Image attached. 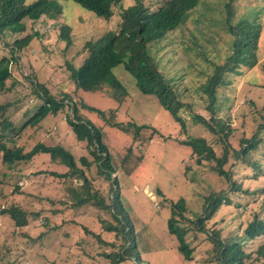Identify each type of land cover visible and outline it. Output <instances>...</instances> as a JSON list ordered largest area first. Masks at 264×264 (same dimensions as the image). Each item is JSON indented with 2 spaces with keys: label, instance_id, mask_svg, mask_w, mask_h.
I'll use <instances>...</instances> for the list:
<instances>
[{
  "label": "rangeland",
  "instance_id": "374dc122",
  "mask_svg": "<svg viewBox=\"0 0 264 264\" xmlns=\"http://www.w3.org/2000/svg\"><path fill=\"white\" fill-rule=\"evenodd\" d=\"M56 1L62 6L56 19L43 17L35 24L27 19L26 32H6L0 36V62L5 56L9 60L12 56L17 58L10 65L12 77L0 92V121L5 116L20 130L32 113L37 112L41 101L34 80L57 100L69 95L79 114L101 132L115 170L113 178L118 179L122 208L134 230L141 264H216L207 233L188 227L193 259L186 262L167 223L171 205L180 199L188 204L187 214H201L206 198L226 187L212 171L214 163L205 161L203 166L197 165L191 148L182 144L187 137L204 138L220 158L224 149L218 137L192 120L191 112L184 115L186 130H183L156 97L139 93L135 79L123 66L113 73L126 87L127 94L122 96L109 85L97 92L80 90L70 78V67L82 66L88 54V42L117 29L121 10L133 0H123L122 6L115 8V17L108 22L73 0ZM162 1L152 0V5ZM227 2L230 0H203L186 25L155 46L151 53L174 86L178 84L177 78L187 85L182 90H186L185 98L192 103V114L209 119L210 112L197 91V84L205 81L200 74L205 67L201 51L211 53L207 54L210 59L216 55L218 59L214 61L218 64L232 52L229 44L225 45L228 10L232 13V23L255 20L262 28L258 65L245 69L241 76L228 77L231 84L221 89L217 108V117L234 129L229 139L234 148H240L241 139H251L258 133L261 143L251 152L249 160L258 165L259 171L240 163L234 168L236 160L231 159L225 169L233 168L245 192H232L231 205H222L206 228L208 235L216 231L223 239L243 243L245 252L253 255L245 263L254 264L255 253L264 238L248 240L244 234L256 214L264 220V130L259 128L264 118V0H232L230 9ZM65 26L71 28L70 46L61 37V28ZM36 32L39 37L15 52L16 40ZM66 105L63 112L48 116L38 128L22 131L19 144L27 151L37 143L49 147L62 145L85 172L92 183V192L101 194L99 203L103 200L105 205L109 204L111 185L99 176L94 166L88 169L82 165V159L90 162L93 157L86 142L77 140L66 121V117H73L72 107ZM90 108L104 112L105 117ZM133 124L148 128L135 137ZM150 136L154 139L147 141ZM52 172L64 174L68 170L52 162L48 155L17 163L13 170L0 161V264H113L106 257L113 254L112 249L97 237L101 236L107 244L116 241L114 233L106 232L104 227L109 222L115 224L112 214L94 203L73 206L67 188L71 182L79 187L83 181L74 178L66 181L52 176ZM16 204L31 215L24 228H17L10 216L2 214L4 209ZM121 264H135V258Z\"/></svg>",
  "mask_w": 264,
  "mask_h": 264
},
{
  "label": "trees",
  "instance_id": "16d2710c",
  "mask_svg": "<svg viewBox=\"0 0 264 264\" xmlns=\"http://www.w3.org/2000/svg\"><path fill=\"white\" fill-rule=\"evenodd\" d=\"M73 1L81 8L93 13L98 18L105 19L107 22L115 17V8L122 6L123 3V0ZM202 1L163 0L157 5H152V0H133L131 5L121 10L120 21L116 30L107 33L95 42L86 44L87 57L80 68L70 67V78L84 92H97L103 86L109 85L123 96L127 94V89L113 73L117 67L123 66L135 79L139 93L156 97L159 104L170 113L183 130H186L184 115L191 112L192 120L203 126L211 135L218 137V141L224 149L220 158L217 157L214 148L204 138L187 137V140L182 144L191 148L192 158L196 160L197 165L203 166L205 161L214 163L212 171L226 184V187L221 192L206 198L201 214L192 216L187 214L189 208L183 198L172 204L171 217L167 223L168 231L177 239L178 251L184 256L186 262L193 259V249L188 240L190 231L188 227L192 226L201 233H207V237L213 244V257L216 264H246V260L251 259L253 255L245 252L243 243L234 242V239H223L220 233L216 231H212L208 235L209 231L206 228L222 205H231L229 195L232 192H245L241 183L236 180L237 173L232 167L235 168L240 163L245 164L246 167L252 168L253 166L259 171L258 165L252 163L251 159L249 160L251 152L256 150L261 143V140H258V133L251 139H241L240 148H234L229 142L234 129L231 124L226 121L222 122L217 117V108L221 89L231 84L228 77L231 75L241 76L245 69H253L258 65L262 28L255 20H241L236 24L232 23V13L231 10H228L226 19L228 43L225 45L229 44V49L232 52L228 53L222 64H218L214 61V58L218 59L216 55L210 59L207 54L211 53L206 52L205 48L202 47L205 50L204 52L201 51L204 55L205 67L200 71V74L204 75L205 81L197 84V91L206 104V110L210 112L209 119L197 113L192 114V103H189L187 101L189 99L185 98L186 90H182L187 85H184L182 80L177 78L178 84L174 86L161 72L151 53L155 46L162 44L169 36L176 34L186 25ZM227 3L228 9H230L232 0ZM61 7L56 0H0V36L6 32L12 34L26 32L25 20L27 19L33 24L43 17L56 19L57 15L62 12ZM70 32L71 28L68 26L61 28V37L67 46L72 44ZM34 37H39V34L37 32L28 34L26 37L16 40L15 52L26 48ZM194 44L198 45L196 42ZM207 48L214 52L213 48ZM16 59L12 56L9 60L5 56L0 62V92L5 90L7 81L12 77L10 65ZM32 83L37 89V97L40 99L41 105L37 112L32 113L20 130L17 129L15 123L5 116L2 117L0 121V161L13 170L17 163L30 162L37 155H48L52 162L66 167L67 173L52 172L50 174L56 178L66 179V181H72L73 178L83 181V185L79 187L74 186L71 182L70 187L67 188L73 206L78 208L94 203L97 207L109 210L112 214L115 224L109 222L104 227L106 232L114 233L116 241L107 244L101 236H97L101 243L112 249L113 254H107L106 257L113 264L125 263L133 258H135V264H141L134 230L122 208L118 179L113 178L115 170L112 167L108 149L102 141L100 130L79 114L78 108L69 95L65 94L61 100H57L38 81L34 80ZM119 100L121 99L119 98ZM66 104L72 107L73 113V117L71 115L66 117V121L71 126L77 140L86 142L87 149L93 157L90 162L82 159V165L88 169L94 166L99 176H103L110 183L111 201L109 204L105 205L103 200L99 203L98 195L101 194L98 191L92 192V183L85 172L78 168L73 154L62 145L49 147L43 143H37L27 151L24 146L19 144L22 131L38 128L48 116H56L63 112L68 107ZM90 110L105 117V113L100 110L94 108H90ZM115 127L121 126L115 125ZM133 128L135 129L134 136L139 137L143 130H147L148 126L133 124ZM259 128L264 130V118L263 124ZM145 139L140 142L144 144ZM153 139L154 136H150L147 141ZM232 158L236 160V163L230 170H226L225 167ZM258 175L259 172L255 174V177ZM2 214L10 216L17 228L28 226V219L31 218L30 213L19 207L18 204L16 206L10 205L2 211ZM244 237L248 240L264 238V220L260 219L258 214L246 227ZM255 254L253 263L264 264V243L260 245Z\"/></svg>",
  "mask_w": 264,
  "mask_h": 264
}]
</instances>
